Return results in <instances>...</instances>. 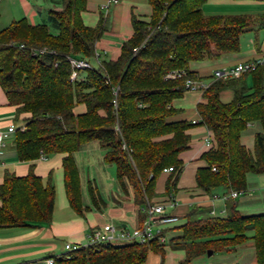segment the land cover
<instances>
[{
  "label": "trees",
  "instance_id": "16d2710c",
  "mask_svg": "<svg viewBox=\"0 0 264 264\" xmlns=\"http://www.w3.org/2000/svg\"><path fill=\"white\" fill-rule=\"evenodd\" d=\"M206 1L149 0L151 20L133 15L134 32L123 43L120 56L100 65L94 56L105 22L101 18L95 27L85 25L81 13L87 0H59L62 9L49 15L58 34L27 19L0 31V84L17 114H28L26 130L15 133L18 157L35 161L66 153L64 186L78 213L83 212V201L73 153L92 139L100 141L105 161L116 165L118 181L133 188L140 206L157 195L156 181L166 167H174L168 189H175L184 169L180 154L189 148L187 130L193 124L173 120L182 112L173 101L185 94L187 78L199 77L189 65L238 51L241 34L250 25L243 17L206 16ZM68 56L88 59L96 67L72 81ZM174 71L187 76L169 78ZM227 88L234 91L228 103L221 100ZM203 96L205 102L197 105L200 123L213 132L215 144L203 154L207 166L198 169L197 186L206 192L221 186L246 190L249 173L264 174V65L239 78L215 79ZM78 104L86 106L85 112L75 113ZM256 122L261 130L255 134L252 151L243 143L242 133ZM34 167L26 176L5 174L0 184V227L52 220L54 183L49 179L44 184ZM90 191L96 201L93 188ZM238 206L231 198L225 216L197 218L193 212L173 228L180 232L168 244L186 252L179 264H190L208 250L232 252L249 239L254 241L257 264H264V212L245 215ZM151 250L164 255L155 241L87 246L58 264H144Z\"/></svg>",
  "mask_w": 264,
  "mask_h": 264
},
{
  "label": "crops",
  "instance_id": "0c3cea01",
  "mask_svg": "<svg viewBox=\"0 0 264 264\" xmlns=\"http://www.w3.org/2000/svg\"><path fill=\"white\" fill-rule=\"evenodd\" d=\"M58 2L59 0H0V31L16 20L27 19L31 24H46L51 33L58 34V29L49 22L50 12L62 9V5ZM106 4L108 8L104 9ZM203 12L208 17H243L250 22V25L241 34L238 51L224 53L216 59L192 61L189 65L191 71L206 82L212 83L216 70L252 60L264 62V0H207L203 4ZM133 15L149 22L152 16L149 0H87V7L81 13L85 25L95 27L101 18L105 22V31L96 44L97 50L102 53L103 61L116 60L120 56L123 43L134 32ZM95 64L99 65L97 62ZM247 81L249 85H252L250 76ZM233 98V89L227 88L221 92L223 102L228 103ZM201 102H205L201 91H187L183 97L173 101L176 108L182 109V112L173 120H185L193 124L187 130L191 141L189 148L180 154L184 169L175 189H168L171 172H162L156 181L157 195L152 199L155 203L168 204L170 194L173 193L177 204L168 209L180 218H186L193 212L195 217L205 218L211 215L213 209L216 211V216L219 212L226 214L228 204V200H212L214 195L229 192L227 187H214L206 192L197 186V171L207 166L203 154L214 147L207 142L209 137L214 139L213 132L200 123L201 117L197 105ZM74 110L76 114H81L85 112L86 106L78 104ZM26 116H28L26 113L17 114L16 106L9 102L5 89L0 84V128L6 130L12 124L17 127L23 126ZM254 124L258 126V130H261L259 123L251 125L254 126ZM4 141V145L0 142V184L3 183L7 172L26 176L31 165L34 164V171L42 178L44 184L49 179L53 181L56 196L53 218L50 222H31L28 226L0 227V264H31L37 259L60 254L64 251L67 242L86 244L93 230L110 223L128 230L139 227L143 223L144 205L140 206L135 202L131 186L127 185L124 188L120 184L117 179V167L114 163L105 161V149L99 140L87 141L73 153L79 169L82 213L72 208L66 195L63 174V158L66 153L53 154L35 161H22L18 157L15 134H9ZM90 187L95 192L96 201L92 198ZM246 191L247 195H252L253 191L247 189ZM257 195L256 202L260 205L256 209L264 205V193ZM238 209L240 210L239 206ZM249 235L252 236L253 233L250 232ZM160 249L164 250V255L151 250L144 264H179L186 258L184 250L173 249L168 243L160 246ZM220 252L222 253L220 259L227 262L224 264H257L252 239L232 252ZM206 254L196 257L190 264L203 261Z\"/></svg>",
  "mask_w": 264,
  "mask_h": 264
},
{
  "label": "built area",
  "instance_id": "2783aa9c",
  "mask_svg": "<svg viewBox=\"0 0 264 264\" xmlns=\"http://www.w3.org/2000/svg\"><path fill=\"white\" fill-rule=\"evenodd\" d=\"M108 8V4L104 6V9ZM45 49L39 51V53H44ZM94 58L95 61L100 65L102 63V53L96 50ZM68 61L71 65V80H77L80 78L81 74L89 69H93L95 64L84 58H79L75 56H68ZM259 64L264 62L261 60H252L248 62H241L235 66L216 70L213 74L215 79L229 80L234 78H239L242 74L246 72H251ZM187 74L185 72L174 71L168 74L169 78L185 77ZM210 83L206 82L204 79L199 77L197 78H187L186 80V92L187 91H201L205 92ZM196 123V121H194ZM17 130L25 131L26 126L17 127L15 124L10 125L6 130L0 128V142L5 144V138L9 134H15ZM208 144H211L212 147L215 144L213 137H209ZM214 142V143H213ZM41 158H45L42 156ZM174 170L173 166L166 167L163 172L170 173ZM213 170L216 171V167H213ZM246 190H231L223 195H214L212 200L222 199L227 201L229 199L238 198L240 195L247 194ZM177 204L176 197L173 193L170 194V201L168 204L164 203H153L152 201H147L143 206L142 210L145 213V218L143 223L139 227L133 229L118 228L114 224L110 223L105 225L102 228H97L93 230L88 239V243H71L67 242L64 247V251L60 254H55L47 257L37 259L36 261L31 262V264H58L62 258L70 259L72 258V253L80 250L82 247L87 246H109L111 244H116L117 242L123 243H136L140 245H149L151 242H157L160 246H165L168 243V240L165 235V229H161L160 226L169 225L177 223L180 220V216L172 213L168 208L175 207ZM216 211L213 209L211 215H216ZM154 227H158V230L155 232Z\"/></svg>",
  "mask_w": 264,
  "mask_h": 264
},
{
  "label": "rangeland",
  "instance_id": "374dc122",
  "mask_svg": "<svg viewBox=\"0 0 264 264\" xmlns=\"http://www.w3.org/2000/svg\"><path fill=\"white\" fill-rule=\"evenodd\" d=\"M40 1H43V0H40ZM44 6L45 5L43 3V7ZM188 105H189V103H188ZM257 127L258 126H255V124H254V126L250 125L242 133L243 143L247 146V148H249L252 151L254 150L255 134L258 131H260V130H258ZM162 178H163V176H162ZM160 179H161V177H160ZM247 190L253 191L251 193L252 195H247V194L240 195L239 198L237 199L240 210L243 211L244 213H246L247 215L264 212V205H261L260 208L256 209L260 205V203L256 202V196H258L257 194H259V193H261V194L264 193V174L249 173L247 175ZM153 203H155V202H153ZM219 215L225 216L226 214H221L219 212ZM185 222H186V218H180V220L177 223L169 224V225H163V226H160V228L165 229V235H166L167 240L169 241V239L174 234H178L180 232L179 230L174 231L173 228L181 226ZM154 230L156 232L158 230V227H154ZM221 254L222 253L220 251H217L216 254H214L212 256H208V254H206L203 261H195V263H193V264H210V262H213V264L227 263V262L223 261L222 259H220ZM209 258H211V259H209Z\"/></svg>",
  "mask_w": 264,
  "mask_h": 264
},
{
  "label": "water",
  "instance_id": "95a60500",
  "mask_svg": "<svg viewBox=\"0 0 264 264\" xmlns=\"http://www.w3.org/2000/svg\"><path fill=\"white\" fill-rule=\"evenodd\" d=\"M207 254L208 256H211L213 254V250H208Z\"/></svg>",
  "mask_w": 264,
  "mask_h": 264
}]
</instances>
